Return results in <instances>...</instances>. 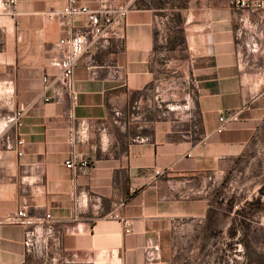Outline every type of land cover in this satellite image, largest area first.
I'll return each mask as SVG.
<instances>
[{"label":"crops","instance_id":"1","mask_svg":"<svg viewBox=\"0 0 264 264\" xmlns=\"http://www.w3.org/2000/svg\"><path fill=\"white\" fill-rule=\"evenodd\" d=\"M75 1L133 8L109 45L80 59L73 119L72 99L58 86L46 92L45 77L58 73L56 44L85 32L88 17L65 18L70 0H0V218L51 215L62 235L46 256L27 251L23 227H0V264H175L180 243L201 242L221 179L264 153V0L256 10L234 0ZM21 107L30 110L18 148L5 118ZM81 122L85 175L65 165Z\"/></svg>","mask_w":264,"mask_h":264},{"label":"built area","instance_id":"2","mask_svg":"<svg viewBox=\"0 0 264 264\" xmlns=\"http://www.w3.org/2000/svg\"><path fill=\"white\" fill-rule=\"evenodd\" d=\"M16 0H9L10 5H15ZM235 6L239 9H262L261 0H234ZM133 6L123 5L119 7H103L99 10H90L85 7L76 5L75 0H70L69 6L63 11V16L69 20L80 15L88 17V27L85 32L73 34L72 36L62 39L56 44L59 50L58 73L52 77H45V91L51 87L58 86L65 91L72 99L73 109L70 117L74 119V109L78 102V94L75 89V70L80 59L88 52L91 46L104 48L110 44L115 37V29L122 26ZM158 96L157 99H161ZM50 101L49 98L46 99ZM29 107H21L14 114L5 118V133L12 131L17 137L16 146L21 148L25 145V140L19 136L18 131L23 126V121L28 114ZM137 111V108H135ZM120 116V113L116 114ZM133 120L139 119L138 114L132 116ZM237 121V115L232 118ZM224 123V119H221ZM224 125L219 128V132L223 131ZM10 133V132H9ZM11 139L10 137H7ZM89 139V126L86 122H81L77 126L69 130V144L72 147L70 157L65 162L68 169L77 171L83 175L87 174L90 169V160L85 156H79L76 149L87 143ZM136 142L147 143L144 138L136 139ZM19 150V156H22ZM163 173L156 171V176ZM3 226H19L25 229V246L28 252L42 251L45 255H49L53 250H58L61 246V234L58 232L55 222L51 215L43 218H35L30 216L25 209H20L14 213H10L0 218V227Z\"/></svg>","mask_w":264,"mask_h":264},{"label":"rangeland","instance_id":"3","mask_svg":"<svg viewBox=\"0 0 264 264\" xmlns=\"http://www.w3.org/2000/svg\"><path fill=\"white\" fill-rule=\"evenodd\" d=\"M169 5L176 6L177 1L171 0ZM164 60L167 71L172 72L173 66L167 63L170 59ZM257 157L254 165L249 167L248 160L227 173L214 190L213 200L219 202L221 214L231 210L229 219L222 217L220 234L207 244L203 239L183 241L175 264H264V153Z\"/></svg>","mask_w":264,"mask_h":264},{"label":"trees","instance_id":"4","mask_svg":"<svg viewBox=\"0 0 264 264\" xmlns=\"http://www.w3.org/2000/svg\"><path fill=\"white\" fill-rule=\"evenodd\" d=\"M259 204V203H258ZM255 204H251L250 206H254ZM220 204L218 201L213 200V207L210 209L209 214L207 216L206 225L202 230V239L207 244L210 241H213L219 234L220 228H222L223 218L229 219L231 210L229 209L224 214L222 213ZM247 218V217H246ZM249 219V217H248ZM243 224H247L244 223ZM230 234L234 236V229L232 225L230 226ZM206 246V245H205Z\"/></svg>","mask_w":264,"mask_h":264}]
</instances>
